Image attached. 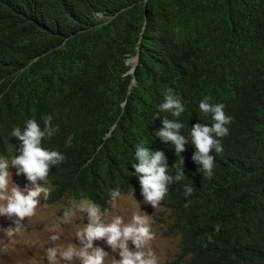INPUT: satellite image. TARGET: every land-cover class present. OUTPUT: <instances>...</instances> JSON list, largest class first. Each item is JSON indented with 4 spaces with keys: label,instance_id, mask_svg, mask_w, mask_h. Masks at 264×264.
I'll list each match as a JSON object with an SVG mask.
<instances>
[{
    "label": "trees",
    "instance_id": "1",
    "mask_svg": "<svg viewBox=\"0 0 264 264\" xmlns=\"http://www.w3.org/2000/svg\"><path fill=\"white\" fill-rule=\"evenodd\" d=\"M169 89L179 117L160 111ZM205 96L233 117L211 178L192 159V126L213 123ZM47 115L59 131L43 145L66 157L48 204L104 210L112 190L142 191V145L185 172L159 204L181 238L174 264H264V0H0V160L19 155L14 127ZM164 119L183 124L180 156L157 135Z\"/></svg>",
    "mask_w": 264,
    "mask_h": 264
},
{
    "label": "clouds",
    "instance_id": "2",
    "mask_svg": "<svg viewBox=\"0 0 264 264\" xmlns=\"http://www.w3.org/2000/svg\"><path fill=\"white\" fill-rule=\"evenodd\" d=\"M134 58H130L127 64ZM128 65L131 66L132 70L134 64ZM133 75L135 79V73ZM210 99L211 97L205 96L199 104V109L205 115L211 114L213 123L210 126L197 123L191 129V143L196 148L192 159L201 165L200 168L203 169L208 178L213 176L215 166L216 157L212 152L217 154L223 152L221 138L229 134L227 125L233 122V117L224 110L225 105L210 103ZM164 101L159 106L160 111L171 112L176 117L185 111L181 99L175 96L171 89L165 94ZM52 119L51 115L44 117L43 129L35 119H29L23 129L17 126L11 132V136L18 139L22 144V147L19 148V155L12 158V166L18 169L17 174L26 176L27 180L30 181V186L21 188L15 183L14 186L10 187L8 162L0 160V216L18 218L14 222L16 227L9 228V236L21 230V221L25 217L34 215L42 195L45 199L48 198L50 189L44 187L39 181H45L51 167L66 159L59 151L47 149L43 145L45 139H50L59 131L58 127L52 126ZM182 128L181 122L164 119L163 127L157 131L161 140L165 143L170 142L175 146L174 150L177 156L186 151L185 145L189 143L186 137L181 134ZM136 160L138 163L134 164L133 167L139 178L145 201L155 208L161 206L159 204L167 196L169 186L184 178V170H178L175 176L170 175L168 173V157L165 153L160 150L153 151L142 145H138L136 148ZM180 163L184 164L183 158ZM192 191L191 186L185 185L186 195L191 194ZM110 196L115 201L121 196V193L119 189H115L110 192ZM78 209L87 213L89 220V223L77 233L80 247L75 248L71 245L66 249L49 247L47 258L51 264H55L58 255L69 261L74 257L79 258L82 264H103L107 253L102 248L94 246V241L97 239H107V243L114 251L119 249L121 258L115 264H158V259L153 251L151 249L145 250L148 243L154 238L149 216L134 213L129 223H124L123 217L115 216L110 223L106 224L101 220L100 207L96 203L83 200L78 205ZM71 214V211H66L65 219L70 218ZM217 231H219V226H217ZM57 239H59L58 236H52L53 241ZM129 241L135 245V251L129 248Z\"/></svg>",
    "mask_w": 264,
    "mask_h": 264
},
{
    "label": "rangeland",
    "instance_id": "3",
    "mask_svg": "<svg viewBox=\"0 0 264 264\" xmlns=\"http://www.w3.org/2000/svg\"><path fill=\"white\" fill-rule=\"evenodd\" d=\"M9 165L10 187L16 183L19 187L30 186V181L23 174H17L18 169L12 166V159L6 160ZM44 187L51 186L44 181H39ZM34 215L25 217L21 230L9 236V228H15V216H0V264H51L47 258V249L57 247L66 249L69 245L79 248L80 241L77 233L88 223L87 213L78 209L80 204L74 201L48 204L43 195L39 198ZM71 211V216L65 219V212ZM103 223H110L115 216L123 217L124 223H129L134 213L149 216L151 232L154 238L146 246V251L151 249L158 259V264H174L180 250V237L165 235L166 228L171 223L169 211L162 206L153 207L145 201L142 191H131L121 194L115 201H110L108 207L100 209ZM59 239L53 241L52 236ZM94 246L102 248L107 255L103 264H115L121 257L119 249L115 251L107 243V239H97ZM129 248L135 251V245L129 241ZM55 264H82L79 258L64 260L59 255Z\"/></svg>",
    "mask_w": 264,
    "mask_h": 264
},
{
    "label": "water",
    "instance_id": "4",
    "mask_svg": "<svg viewBox=\"0 0 264 264\" xmlns=\"http://www.w3.org/2000/svg\"><path fill=\"white\" fill-rule=\"evenodd\" d=\"M138 60H139V57L137 56L136 58H134V59H132V60L129 61L128 64H130V63H133L134 64L132 70L129 73H132V74L135 73V69H136V66L138 64ZM132 84L133 85H136V80L135 79L133 80Z\"/></svg>",
    "mask_w": 264,
    "mask_h": 264
}]
</instances>
